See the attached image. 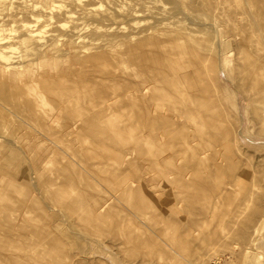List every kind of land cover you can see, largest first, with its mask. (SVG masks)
Listing matches in <instances>:
<instances>
[{"label": "rangeland", "instance_id": "374dc122", "mask_svg": "<svg viewBox=\"0 0 264 264\" xmlns=\"http://www.w3.org/2000/svg\"><path fill=\"white\" fill-rule=\"evenodd\" d=\"M45 1L47 7L55 9L60 22L66 23L63 29L59 28L61 32L69 31L75 22L62 18V12L55 7L58 5L74 10L85 35L95 34L96 25L106 30L109 27L108 32L100 31L108 36L106 33L112 34L109 39L119 52L129 45L137 46L136 42L141 39L138 36L129 42L128 35H140L145 29L150 32L151 28L157 29L156 36L160 40L195 29L198 31L197 34L193 31L195 38L204 37L202 40L211 42L209 45L214 47L218 42L217 35L212 33L215 29L212 27H216L214 19L221 21L216 20L217 25H225L236 15L238 27H243V40L231 38L230 56L227 55L230 67L235 65L237 47L241 44L250 59H255L257 53L264 56V0ZM4 4H0V19L9 22L16 11L9 5L3 9ZM106 13L109 15H103ZM249 14L261 17L249 23ZM103 16L114 20H104ZM225 26L223 31L230 36L229 26ZM203 28L213 30L203 31ZM52 29L50 26L49 34ZM100 31L96 34H101ZM202 31L207 34L201 35ZM45 36L49 39L47 33ZM63 44L64 40L54 43L45 55L46 60L57 67L52 77L59 79L64 75V83H70L63 87L70 84L67 91L74 87V93L68 91L74 97L72 101H68L70 96L67 99L68 93L61 88L45 93L47 103L32 108L37 117L31 119L23 112L28 101L25 96L24 100L19 98L22 95L17 93L18 88L11 86L0 93V264H101V253L110 250H117V255L113 261L110 253L106 254L108 264H264V247H256L263 237L261 234L264 235L261 231L264 230V201L258 204L259 194L252 195L253 201H249L253 194L250 192L264 195V137H261L264 136V117L261 121L260 115L253 114L255 104L245 100L247 93L236 87L239 77L232 80L222 75L226 85L220 81L217 84L226 118L225 121L215 119L217 110L214 108V121L221 123V128H233L230 134L234 141L225 142L224 146L220 144L216 149L214 145L209 147L212 139L208 134L213 127H209L207 120L203 123L201 118L192 124L182 121L163 126L162 129L168 131L163 138L152 128L144 134L148 103L141 101L131 106L128 99L120 95H98L106 84L103 86L101 80L99 83L98 79H93L94 72L90 69L85 71L79 67L73 75L70 74L73 69L62 74L68 63H58L53 58L63 49L64 59H67ZM85 44L92 51L82 54L79 64L81 59L102 50L105 41H99V45L88 41ZM110 62L117 69L114 80L104 81L108 86L129 85L142 73L130 56L123 62ZM101 71L106 72V69ZM73 84H77L76 89ZM95 86L99 90L91 89ZM58 93L68 102L64 103ZM228 97L235 99V108L227 102ZM13 105L17 107L14 109ZM83 108V113L90 111L87 119L79 118L80 121L70 117ZM45 113H57L59 117L48 120ZM152 113L149 121L158 122L156 114ZM137 114L139 121H136ZM72 126L74 131H71ZM183 134L189 138L199 135L200 146L187 150L180 141ZM220 148L224 151L220 152ZM231 150L235 161L242 163L248 159V167L242 179L247 188L243 187V191L237 187V193L232 190L230 197L238 196L230 199L225 193L229 188L228 167L224 163L216 170L213 163L216 154L227 159ZM211 151L217 153L211 156ZM160 156L165 160L158 165ZM194 157L201 158L203 166L191 163ZM176 176L185 179L189 187H179L180 178H174ZM198 191L203 196H197ZM243 193L246 198L242 197ZM103 203L107 204L106 211L104 209L98 218L94 208ZM34 252L38 253V258L34 257ZM35 258L37 263L32 261Z\"/></svg>", "mask_w": 264, "mask_h": 264}, {"label": "bare ground", "instance_id": "6f19581e", "mask_svg": "<svg viewBox=\"0 0 264 264\" xmlns=\"http://www.w3.org/2000/svg\"><path fill=\"white\" fill-rule=\"evenodd\" d=\"M73 1L76 3L81 2V0H73ZM1 3H5L4 5L1 6L3 7V9H6L8 5L9 7L14 6L16 14L15 17H13L9 22L0 19V79L4 78V80L0 82V93L1 92L4 93L5 89L11 86L18 88L17 93L19 95H22L19 96V98L25 96L28 101L26 107L24 106V108H22L24 113L26 112L28 113V115L26 114L28 118L34 119V117H37L36 114L34 113L35 111L34 112L32 111L33 110L32 108L39 107L41 106V104L47 103L46 102L47 99L45 98V93L46 94L53 93L58 88H61V91L63 89L65 91L66 88H68L69 86L71 87L70 84L68 85V87L67 86L63 87V85L65 84L64 75L60 76L59 79H56L57 77L55 79L52 77V75H54L57 72V67L53 65V63L50 60H46V55H45V53L47 54V50L51 45L62 40H64V44L62 46H65L67 50L66 52L67 59H64L65 54L62 51L63 49L57 51V55L53 58V60H56L58 63H62L64 61L68 63L67 65L68 68L63 67L64 69L62 74H66L69 69L70 70L73 69V71H70V74L73 75V72L77 70V68L79 67H81L82 70L85 69V71L86 69H90L94 72L91 74L92 78L95 80L98 79L99 83L101 80V84L105 83L106 86L108 85L104 81L114 80V78L116 77L115 69H117V67L113 66L110 61L118 60L123 62L126 56H130L131 58H134L136 67H138L142 72L138 76V79L129 82V85L127 83L121 85L114 84V86L106 87L103 84V86L105 87L100 89V92L98 91V95L99 94L102 95L115 94L116 96L120 95L121 98L128 99V102L131 104V106H136V104L141 101L148 103V108L145 113L144 124L146 131L144 132V134L149 132V130L152 128L153 130H157L156 132L158 131L160 132L158 134L159 138H163V136L168 133V131L162 129L163 126L169 127L177 123H180L182 121L183 122L188 121V124L191 121L190 123L192 124V121L193 122L197 120L200 121L201 118L203 123L205 120H207L209 121V127L210 126L211 128L213 127L212 131L209 130L210 133L208 134V136L212 139V142L209 144V147H212L214 145L215 148L216 146H220V144L221 145L223 144L224 146L225 142L229 144V142L234 141L233 138H231L232 134H230L233 133V128L232 129L230 127L229 129L221 128L220 126L221 123L218 124L219 123L218 122L217 124H215L214 121L216 118L225 121L226 118V110L223 107V102L218 96L219 93H218L217 84L218 81L223 82L222 75H226V77L232 78V80H235L237 78L236 76H238L239 78L237 79L236 87H238L239 90L241 89L243 92L247 93V94L244 93L246 98H244L243 95V98L245 100L247 99L249 102L255 104L256 110H254L255 112L253 111V114L256 113L258 114V116L260 115L259 120L261 121L264 117L263 116L264 115V56L260 57L259 53H257L258 56L255 57V59L254 58L250 59L248 54L243 52L244 48L241 44L240 47L239 46L237 47L239 48L238 49L239 52L237 54L235 53L237 55V57L235 56L234 59L235 65L233 67H230L229 63L231 61L227 60V55L230 54L228 48L232 40L231 38H236V40L240 42L241 40H243L242 38L243 27H238L236 21L237 19L236 15L235 17H230L229 15L230 17L229 20L227 18L228 21L227 22L225 21L226 22L225 25L229 26L228 32L230 33V36H228L227 33L223 31V27H226L225 25H217V23H219L220 20L216 19L215 17H214L215 18L214 26L216 25V27H212L215 28L214 30L212 29L213 31L207 28L204 29L205 28L204 26V28L202 29L203 31L210 30V32L212 31L213 34L215 33L217 35L216 37L218 38V42L214 47L212 45H209V43L211 42H207V40H202L204 39V37H202V39H199L198 37L195 38V35L198 32V31L196 32L195 29H193V31L195 30L196 34L193 31L192 32L189 31L185 34L164 36L165 38L162 37L163 39L160 40L156 36L157 29L151 28L148 29L150 30V32L145 31L147 30L145 29L140 33V35H135L134 33L128 35L126 39L129 42L133 41V39L138 36H140L141 39H139L138 42H136L137 46L134 47L132 45H129L123 52H119L117 50V47L112 44V40L109 39V37H111L112 34L110 35V33H106L109 34L108 36L105 35L104 33L102 34V31H100L104 29L105 31L108 32L109 27L106 30V28H102L96 25L94 28L96 30L94 31L96 33L100 31L101 34H96L93 31L95 34H93L92 32L93 35L91 34L85 35L84 28H81L82 25L78 23L77 17L72 8L64 7L63 5L55 6L56 8L59 9L58 10L59 12H62L61 13L62 18L75 22L74 23L75 25L69 31L63 33L59 30V28L63 29L65 27L64 24L66 23L60 22V18H58L54 13L55 9L49 6L47 7L45 0H0V4ZM227 13L225 12V14ZM103 15H109V14L106 13ZM222 15L224 16V14ZM18 16L20 19L18 18ZM227 16L228 15L224 17ZM247 16L249 23H251L252 21H257V18L260 19L261 17V16L259 17L258 14L256 15L249 14ZM102 18L104 20H112V19L114 20L113 17L109 18L107 16H103ZM216 20L219 21L217 22ZM221 20L224 22L223 19ZM50 26H52L53 29L49 34ZM203 31L200 32V34L206 35L207 33ZM46 33L49 39L45 38ZM107 36L108 38H105ZM87 41L90 42L91 45H96V44L99 45V41H105V44L103 45L102 50L96 52L97 54L93 53L90 56L81 59L82 62H80L79 64L81 55L92 51V48L84 46V44L87 43ZM214 41L216 42V38L214 39ZM68 43H70V45ZM80 46L82 49L80 48ZM102 69L103 70L106 69V72L101 71ZM89 72L91 73V71ZM103 76H105V78H102ZM82 81L84 82V80ZM68 83L70 82L67 81L66 84ZM99 83H98V87H99ZM223 83L226 85L225 81ZM85 84L87 83L85 82ZM90 84L92 83L90 82ZM76 85L77 84L75 85L73 84V86H75V89H76ZM77 86L80 87L81 85L78 83ZM98 87L97 86L93 88L91 87V89L96 90ZM72 88H70L71 91H73ZM70 90H68L69 93L71 92ZM77 90H79V88ZM84 90L86 92L87 89H85L84 87ZM68 91L66 90V94L68 93ZM69 93L65 96H67L66 97L67 99L70 96V99L68 100L70 102L74 97L73 95L71 96ZM58 94H59V98H62L60 96H64L62 94H65V92L64 93L62 92L61 95L60 93ZM52 95L53 97L56 98L58 96V95L56 96L55 94H51V96ZM88 95L91 96L90 94ZM71 97L73 98L71 99ZM17 99L18 98H16V102ZM61 100L64 103L68 102V101H64V98H62ZM14 102L12 100V103ZM227 102L232 104L233 108L236 107L235 105L236 102L234 98L228 97ZM6 103L7 102H5V104ZM14 106L15 105H13V107ZM16 107H14V109ZM19 107L21 106H18V108ZM214 108L217 110V116L215 117V119L212 114V111L215 110ZM17 110L19 111V109ZM82 111H85L84 108L81 111L78 110L76 114L72 113L70 117L72 118L75 117V119L80 118L82 119V121H84V119H87L89 117L90 111H88L89 113L88 112L83 113ZM237 111L239 112L238 109ZM151 113L156 114L157 116L156 119H159L158 122L156 120L149 121L150 118L149 116ZM44 116L47 117L48 120L49 119L53 120L55 117H59V114L45 113ZM136 117H137L136 121H139L140 120L139 114H137ZM159 122L160 124L157 125L156 123ZM205 126L208 127L207 125ZM185 127L188 128V126ZM188 129H186V131ZM74 130H75L74 126H72L71 131ZM179 132H181V130ZM192 133L190 135H192ZM191 137L192 138H189L188 136L183 134L182 139L180 140L179 138L182 146L185 145L187 150H190L191 147L196 148L200 146V143L198 141L200 136L194 134ZM261 137L263 138L264 136L261 135ZM234 139L237 140L238 138L235 137ZM249 141L253 142V140H249ZM240 148L241 147L239 146L238 149L240 150ZM220 149H221L220 152H222V150L224 151V149L222 148ZM214 152L217 153V151H211V156L212 154L214 155ZM219 154H216L217 159H215L214 156V159L216 161L213 159L215 161V162L213 161L214 162L213 168H215L216 170L217 169L220 170V166H222L224 163L227 165L229 188L227 186L228 189L225 191V193L229 195L233 193L234 190L235 193H237L236 190L239 187L241 189L243 187H246V184H243L244 181L242 179L243 177H245L244 175H246L245 170L248 167L247 166L248 159L246 161H243L242 163L240 161H235L234 160L235 155L232 152V150L228 152L229 154L227 157L228 160L226 158H220ZM225 155L227 156V154ZM164 160L165 157L162 156L161 158L160 156L157 164L158 165L163 164ZM191 163H193L194 165L203 166L202 165L203 160L198 157H194L191 160ZM248 170L250 171L249 168ZM174 178H180L179 187H189L185 179L179 176H176ZM246 180H248V177ZM256 180L258 181V179ZM249 182L250 180L247 183L249 184ZM252 183L250 184L251 186L253 185ZM250 185L249 188L251 187ZM241 189L240 191H242L245 188H243L242 190ZM252 189L253 186L252 188H250V191H252ZM199 193L200 191H198L196 195L203 196V194H199ZM244 193H247L246 190ZM244 193L242 197L246 195V194L244 195ZM250 193L253 194L250 195ZM250 193H249L250 195L249 201L250 200L253 201V198H251L252 195L253 197L254 196L256 197L259 194L257 198L258 204H260V202L261 204H263L264 201L263 194L257 192L256 194L255 191ZM235 195L233 196L232 194L231 197L233 196L234 198H236L238 196L237 195L235 197ZM231 197L229 195L228 198L231 199ZM230 199L229 201H231ZM231 204L233 203L231 202ZM106 205H107L106 203H103L99 206H95L94 214H96L98 218H101L102 216L101 213H103V210L107 207ZM253 211L255 214L254 209ZM256 211H258L256 214V216H258L259 209ZM251 214L254 215L253 213ZM261 231L264 232V230ZM261 235L263 237L260 238V241L258 242L259 244L257 243L256 247H260V246L264 247V235L263 233ZM113 245L115 246V244ZM108 246H110V244ZM34 253H35L34 257L38 258L39 257L38 253L36 252ZM108 253H110V255ZM101 254L103 255V257H101L100 259L101 264H108L106 260V254L111 256L112 260L115 261L113 257L117 255V250L116 251L110 250L107 252L103 251ZM32 261L34 263H37L38 259L35 258Z\"/></svg>", "mask_w": 264, "mask_h": 264}]
</instances>
